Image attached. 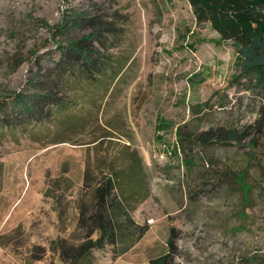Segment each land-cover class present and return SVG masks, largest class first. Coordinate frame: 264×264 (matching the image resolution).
Instances as JSON below:
<instances>
[{"label":"rangeland","instance_id":"rangeland-1","mask_svg":"<svg viewBox=\"0 0 264 264\" xmlns=\"http://www.w3.org/2000/svg\"><path fill=\"white\" fill-rule=\"evenodd\" d=\"M78 14L90 22L58 32ZM90 23L95 65L62 59ZM239 72L186 0H0V98L63 106L46 105L38 122L9 112L0 129V264H63L53 242L81 236L84 178L93 187L129 168L120 195L146 231L113 260L110 247L93 250L94 264H148L169 252L170 230L172 264H264V98L233 81ZM229 129L245 137L214 141Z\"/></svg>","mask_w":264,"mask_h":264},{"label":"trees","instance_id":"trees-1","mask_svg":"<svg viewBox=\"0 0 264 264\" xmlns=\"http://www.w3.org/2000/svg\"><path fill=\"white\" fill-rule=\"evenodd\" d=\"M196 23H207L217 33L220 40L227 41L234 49L240 72L233 81L243 79L246 89H256L264 98V0H186ZM90 22L81 14L66 18L58 27V32L69 31L73 27H80ZM92 31L77 41H70L66 49H62L60 57L66 60H80L85 66L95 65L93 54L88 51L84 43L97 36L98 26L90 23ZM55 47H59L56 45ZM96 57H98L96 55ZM63 61L53 63L54 69L64 70ZM67 63V62H65ZM120 69V68H119ZM117 75L118 71L109 68ZM36 87L34 85H31ZM47 94H14L9 101L0 98V129L9 125V112L16 117L36 116L40 121L42 109L52 103ZM58 105V102L52 103ZM62 108L63 106L59 104ZM49 114L45 113L43 117ZM1 133V132H0ZM211 133H200L195 141L199 145L209 142ZM245 137L243 131L232 129L217 132L213 135L214 141L220 145H229ZM191 139L185 141L191 145ZM194 141V140H193ZM253 141H250V145ZM128 171L115 172L112 176L101 178L95 186L91 187L84 178L82 189L90 193L89 204H80L77 209L75 229L82 231L77 243L57 239L53 242L58 259L63 264H94L93 250H102L110 247L111 259L126 253L145 233V226L136 224L130 216V207L126 199L120 195L121 188L118 180L121 174ZM247 197V194H246ZM169 252L150 259L148 264H172L173 256V230L169 231L165 242Z\"/></svg>","mask_w":264,"mask_h":264},{"label":"built area","instance_id":"built-area-1","mask_svg":"<svg viewBox=\"0 0 264 264\" xmlns=\"http://www.w3.org/2000/svg\"><path fill=\"white\" fill-rule=\"evenodd\" d=\"M147 221V223L149 224V223H152V220H150V219H148V220H146Z\"/></svg>","mask_w":264,"mask_h":264},{"label":"crops","instance_id":"crops-1","mask_svg":"<svg viewBox=\"0 0 264 264\" xmlns=\"http://www.w3.org/2000/svg\"><path fill=\"white\" fill-rule=\"evenodd\" d=\"M133 246H134V244H133ZM133 246H132V247H133ZM132 247H131V248H132ZM131 248H130L129 250H131ZM129 250H128V251H129ZM128 251H127V252H128ZM127 252H126V253H127ZM126 253H124V254H126ZM124 254H123V255H124Z\"/></svg>","mask_w":264,"mask_h":264}]
</instances>
